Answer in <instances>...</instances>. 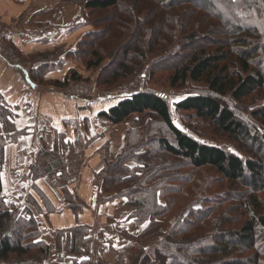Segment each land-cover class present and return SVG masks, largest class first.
<instances>
[{"label": "trees", "instance_id": "obj_1", "mask_svg": "<svg viewBox=\"0 0 264 264\" xmlns=\"http://www.w3.org/2000/svg\"><path fill=\"white\" fill-rule=\"evenodd\" d=\"M64 1L81 5L87 11L84 24L94 27L66 56L98 71L97 88L109 91L131 81L142 68L150 76L168 72L172 89L201 85L175 102L174 111L187 113L197 126L206 124L236 148L235 153L202 143L179 129L164 94L144 90L116 96V103L98 116L113 126L137 118L117 157L111 160L105 145L103 170L94 183L104 188L142 169L135 181L120 186L117 197L134 210L132 222L141 228L129 239H158L133 255L120 251L116 264H264V105L247 110L249 103L264 101V0H145L166 14L158 13L155 23L143 29L151 12L136 15L127 8L107 30L93 23L92 12L112 11L119 0ZM199 18L206 20L209 35L218 37L215 44L200 41ZM126 30L131 32L123 41ZM183 45L193 48L190 57L181 55L171 64ZM49 70L41 66L31 76L45 84ZM78 81L81 77L70 71L63 80L49 83L65 88ZM14 118L0 95V264H46L49 245L33 212L43 213L41 205L24 187L26 200L19 207L2 192L5 146L24 135ZM43 156L60 165L58 151ZM51 171L37 159L26 178L34 182ZM32 187L45 212H54L47 197ZM61 189L67 207L75 214L81 211L82 202L66 186ZM195 205L200 208L193 209ZM172 217L176 222L170 226ZM54 238L59 264H108L87 226L56 231Z\"/></svg>", "mask_w": 264, "mask_h": 264}, {"label": "crops", "instance_id": "obj_2", "mask_svg": "<svg viewBox=\"0 0 264 264\" xmlns=\"http://www.w3.org/2000/svg\"><path fill=\"white\" fill-rule=\"evenodd\" d=\"M86 15L87 11L81 5L64 0H0V48H14L26 62L18 68L0 57V95L13 110L16 127L24 131L16 142L5 146L2 192L9 202L17 203L22 188L34 184L40 187L55 209L46 213L38 195L30 193L43 210V213L37 214L32 209L43 231L42 239L49 245L46 264H59L54 233L79 225L90 229L93 243L99 251H114L117 257L120 251L126 249L131 255L140 248L146 250L158 240L136 243L129 239L137 236L141 228L132 222L134 210L123 198L117 197L120 186L137 175L136 180L142 169L124 175L120 181L109 182L104 188L94 183L95 176L103 170L105 145H108L110 159L117 157L124 134L133 127L137 116L113 126L98 115L116 103V96L109 94L107 98H102L100 91L93 90L92 96L72 98L64 94L63 88L49 83L63 80L70 71H75L82 79L95 73L86 70L76 58L66 56L75 49L83 35L92 31L84 24ZM27 58L32 60L33 68L28 66ZM45 65L50 66V70L44 76L47 83L41 84L33 80L31 71ZM74 125L78 126L77 131L72 129ZM90 125L100 130L99 134L90 130ZM54 151L59 153L58 167L55 166L58 160L51 161L43 156V153ZM37 159H41L52 171L30 182L26 178L29 166ZM88 183L98 191L94 203L96 205L97 201L99 206L96 205V208L87 206L83 185ZM62 186H66L69 193L82 202L83 207L77 214L67 207ZM103 206H108L109 211L97 214L96 209L100 210ZM65 209L72 216L71 224L67 226H63Z\"/></svg>", "mask_w": 264, "mask_h": 264}, {"label": "rangeland", "instance_id": "obj_3", "mask_svg": "<svg viewBox=\"0 0 264 264\" xmlns=\"http://www.w3.org/2000/svg\"><path fill=\"white\" fill-rule=\"evenodd\" d=\"M151 2H152V0H151ZM119 3L120 4L112 11H103V12H101V11L95 12L94 11V12H92L91 20L93 21V23L98 25V28L103 29V30H107V29H109V26L111 24L112 25L114 24L115 15L121 14V15L125 16L127 14V10H128L127 8H129V10L131 12H135L136 15H140L141 12H143V15H144L149 10V14L151 12V15L148 17L147 21L145 22L146 25H144V28H143V29H145L147 26H149V25L151 26V25H153V23H155L158 13L166 14V12L163 11L162 9H160L159 6L155 3H152L151 5H148V4L146 5L145 0H119ZM122 3H125L126 7H124L125 5H122ZM140 5H142V6H140ZM145 5H146V8H145ZM144 11H146V12H144ZM186 15H187V13L184 14V16H186ZM185 18H188V16H186ZM85 19H86V16H85ZM159 20H161L160 17H159ZM195 21L199 22L200 32H199L198 36L200 37V41H203L204 44H208L209 42H213L215 44L218 37H216L215 35H212V36L209 35V32L206 29V26H208L206 24L207 23L206 20L199 18V19H196ZM99 22H102V23H99ZM87 26H90V25H87ZM90 27L92 28V30L94 29V27H92V26H90ZM125 32H126V36H125V39L123 41H126L128 39V37H129L128 35L130 34L131 30H126ZM1 33H2V25L0 23V36H1ZM200 43H202V42H200ZM187 47H189V46L183 45V48L177 49V53L175 54V56L172 57L174 60H172L171 64H173V65L177 64L178 60H180V58H178V57L181 55H183V57H186V58L190 57L193 48L190 49ZM12 49L15 53H17V55L22 59V61L25 62V59H23L21 57V55L14 48H12ZM208 49H209L208 51L211 50L210 48H208ZM44 60L46 61L47 59H44ZM118 61H120V60H118ZM27 63H28L29 67L33 68V66H32L33 64H32L31 59L27 58ZM106 63H107V60L102 65H105ZM93 71H95V73L92 76H89L88 78H85V79L81 78L80 83L78 81V84H77V82H74V84L80 85L82 83H86L91 87L92 91L93 90L100 91L102 93L101 94L102 98H107V96L109 94L115 95V96H118V95L121 96V95L133 94L135 92H140V91H144V90H151V91L157 92L159 94H164L167 98L168 103L170 104L173 122L179 129H181L182 131H184L185 133H187L188 135H190L194 139L200 140L202 143H207V144H211V145L224 147V148L236 153V148H235L233 143H231L230 141H228L224 137H219V136L213 135L211 129L208 128V126L206 124H201L200 126H197V124H196L197 121L188 119L189 115L187 113H178V112L174 111L175 110L174 109V103L175 102H177L181 98L185 97L188 93H190L189 92L190 90H196L194 88H200L201 85L198 86L197 84L188 83L182 88L179 87L176 89H172L168 85V79H169V73L168 72L162 71V72L156 74L155 76H153L154 74L153 75L151 74V76H150V75H148L149 73H145L144 68H142V70L137 71V73L134 75V78L131 81L126 82V83L123 82L121 84H116L115 87H112V89L107 88V89H109V91H104L102 88L100 89V88L96 87V79L98 76V71L97 70H93ZM127 90L129 91L128 93L125 92ZM263 105H264V101L256 100V101L248 104L247 110L253 111L255 109H259ZM238 111L241 112V108L238 109ZM237 118L238 119L241 118V115L238 114ZM191 121H193V124L191 123ZM72 129L74 131L75 130L77 131L78 126L74 125ZM206 129H207V131H206ZM90 130H93V131L95 130L96 134H99V132H100V130L95 129V127H92V125H90ZM57 176H60V175H57ZM136 177H137V175L133 179H129L127 182L129 183V182L135 181ZM57 179H58V177H57ZM41 187L43 188L42 185H41ZM24 188H25V190H27L28 193H32L33 195H38V200H39L40 204L42 205L40 195H39L38 191H36L32 187V184L31 185L28 184ZM83 188L87 194V206L89 208H91V207L96 208V205L99 206L97 204V201H96V205L94 203L96 195L98 193L97 188L95 186H93L91 183L83 185ZM43 189H45V188H43ZM25 190L23 189L22 197L18 200V205H15L16 207H19L20 205H22L25 202L26 195H25V197L23 196ZM42 207L44 209L43 205H42ZM198 208H200V205H195L193 209H198ZM108 211H109L108 206H103L100 210L96 209V213L99 215H101L104 212H108ZM64 212L66 214V220H65V224L63 226H67V225L71 224L70 219L72 218V216H71L69 210L65 209ZM175 222H176V217H172L169 220V225L173 226L175 224ZM117 259H118V257H117ZM104 262H106V261H104ZM106 263H108V262H106Z\"/></svg>", "mask_w": 264, "mask_h": 264}, {"label": "built area", "instance_id": "obj_4", "mask_svg": "<svg viewBox=\"0 0 264 264\" xmlns=\"http://www.w3.org/2000/svg\"><path fill=\"white\" fill-rule=\"evenodd\" d=\"M1 37V36H0ZM0 57L9 65L13 67H22L25 65L26 62H23L22 59L13 51L11 47H2L0 48ZM81 81H79L80 83ZM78 84V82H77ZM74 83H70L67 87L63 88V92L66 96L72 98H81V97H89L92 96V89L91 87L86 84L82 83L77 85ZM128 93L129 91H125ZM186 215V214H185ZM100 258L109 264H116L117 263V255L114 251H103L100 253Z\"/></svg>", "mask_w": 264, "mask_h": 264}]
</instances>
